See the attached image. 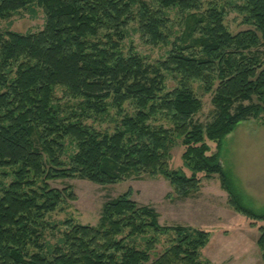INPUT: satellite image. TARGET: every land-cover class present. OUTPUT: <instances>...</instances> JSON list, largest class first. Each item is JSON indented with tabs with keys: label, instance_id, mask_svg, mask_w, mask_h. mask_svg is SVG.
<instances>
[{
	"label": "trees",
	"instance_id": "16d2710c",
	"mask_svg": "<svg viewBox=\"0 0 264 264\" xmlns=\"http://www.w3.org/2000/svg\"><path fill=\"white\" fill-rule=\"evenodd\" d=\"M33 4L46 16L41 31L0 34V264H211L202 260L208 231L161 225L132 189L104 204L98 225L68 219L58 243L46 240L57 229L46 216L76 199L52 180L113 185L162 176L185 199L200 193L201 174L218 176L229 205L258 229L264 264V211L244 205L220 158L241 123L264 124V0L238 7L252 28L235 34L225 8L204 0H0V20ZM171 10L181 16L176 36ZM133 23L147 44L172 45L167 59L152 64L124 52ZM165 73L178 82L173 91ZM58 88L81 101L85 119L116 109L113 134L63 112ZM203 94L216 111L206 125L194 120ZM177 138L191 175L170 168Z\"/></svg>",
	"mask_w": 264,
	"mask_h": 264
},
{
	"label": "rangeland",
	"instance_id": "374dc122",
	"mask_svg": "<svg viewBox=\"0 0 264 264\" xmlns=\"http://www.w3.org/2000/svg\"><path fill=\"white\" fill-rule=\"evenodd\" d=\"M206 3H217L226 10L225 23L232 33L251 29L243 23V16L238 7L244 0H204ZM173 25L174 36L180 31L181 16L177 10L167 14ZM46 24L44 10L37 4L13 13L10 17L0 20V34L8 32L32 34L41 31ZM174 40V38H173ZM127 54H136L147 63L158 64L169 56L172 45H149L145 42L136 23L131 24L121 43ZM167 91L178 87V82L171 73H165ZM200 94L199 85H194ZM64 89L56 90V98L61 109L64 107L77 114L83 124L101 132L113 134L115 119H120L117 110L109 108V113L85 119L81 111V101L69 98ZM204 102L202 112L195 121L204 125L213 122L216 111L212 104V94L201 95ZM125 114L133 115L134 107L126 104ZM155 123H163L159 117ZM212 153L217 152L216 143L208 141ZM185 148L182 139L177 138L171 152L169 162L172 170L191 175L192 171L185 165L183 153ZM69 154L75 152L69 146ZM224 169L229 174L242 202L256 211H264V124L251 119L241 123L224 141L220 154ZM203 178L199 194L190 198H180L173 191L170 181L162 176L142 179L130 178L113 185H100L82 179H60L50 181L53 188L63 190L72 187L76 199L62 204L54 212L46 216V220L56 226L55 231L46 234V240L52 245L59 242L65 226L64 222L73 219L77 223L96 226L100 223L104 204L116 199L128 190H133V199L141 206H150L160 215L161 225H183L203 229L210 233V242L202 250V260L211 264H261V253L258 246L259 232L252 227L250 221L236 212L229 205L228 193L222 188L218 176ZM9 178L7 182H10ZM5 181V180H4ZM241 193V194H240ZM261 224V223H257ZM165 237L162 236V241ZM160 248V247H159Z\"/></svg>",
	"mask_w": 264,
	"mask_h": 264
},
{
	"label": "crops",
	"instance_id": "0c3cea01",
	"mask_svg": "<svg viewBox=\"0 0 264 264\" xmlns=\"http://www.w3.org/2000/svg\"><path fill=\"white\" fill-rule=\"evenodd\" d=\"M262 196H264V194Z\"/></svg>",
	"mask_w": 264,
	"mask_h": 264
}]
</instances>
